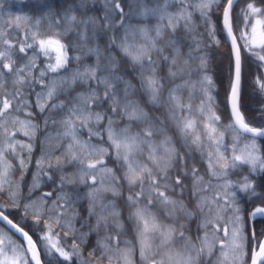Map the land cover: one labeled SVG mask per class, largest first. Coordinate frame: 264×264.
<instances>
[{
    "label": "snow or ice",
    "instance_id": "obj_1",
    "mask_svg": "<svg viewBox=\"0 0 264 264\" xmlns=\"http://www.w3.org/2000/svg\"><path fill=\"white\" fill-rule=\"evenodd\" d=\"M89 2L14 15L0 0V264H264V230L244 223L264 219V185L249 179L264 175V126L240 110L246 64L264 75V0H103L99 17L77 10ZM217 32L229 55L227 124L203 43L219 45ZM78 83L86 87L58 100ZM256 84L264 90L260 76ZM33 108L48 115L25 186L41 131ZM81 187L86 217L75 208ZM240 194L258 201L250 212ZM29 218L38 241L21 226Z\"/></svg>",
    "mask_w": 264,
    "mask_h": 264
},
{
    "label": "trees",
    "instance_id": "obj_2",
    "mask_svg": "<svg viewBox=\"0 0 264 264\" xmlns=\"http://www.w3.org/2000/svg\"><path fill=\"white\" fill-rule=\"evenodd\" d=\"M79 0H24V3H19L18 0H5L4 8L5 12L11 10V12L15 14H40L43 11H47L48 9L57 10L63 7H67L68 5L76 6L78 5ZM242 6V0H240V3L237 5V8ZM78 11H83L87 15H95V16H101L104 11V3L103 0H90V2L86 5L84 9H77ZM219 15V10H215L211 15V20L215 23L217 22V16ZM197 24L199 25L198 31L201 33H205V26L201 23L199 16L197 15L195 17ZM132 22H137L136 18H133ZM151 23H155L154 20L150 21ZM107 37L103 33H98L97 40L101 46L104 45ZM217 39L221 41L219 45H214L212 41L207 38L205 35L203 38V43L206 45L205 51L207 53L208 58V75H210L215 83V88L213 90V96L215 97V105L217 114L221 116V122L224 124H227L229 122L230 117V108L229 105L226 103V95L228 91V84H229V55H228V46L225 43L224 37L217 32ZM187 51V48L184 49ZM69 55H73V53L70 51ZM94 57H84V61L86 63H92L94 61ZM76 61H70L69 64V72L76 66ZM66 73H61V75H65ZM260 76L261 79H264V75H262V70L257 67L255 61L248 62L246 64L244 74H243V80H242V92H241V98H240V110L244 114L245 119L249 122H252L254 126H264V90H261L257 84H256V77ZM85 85L77 84L73 86V89H70L67 93H62L58 100L65 99L66 96L74 95L75 91H81L85 88ZM10 90V89H9ZM41 89L39 87H34L32 90V94L30 99L34 102L35 92H39ZM55 101V102H58ZM33 111L36 113L37 116V123H40L42 128L41 131L37 133V141L34 146V150L32 153L33 157V163L29 165V170L27 174L24 177V184L25 186L29 185L32 181V174L36 172L35 168V160L39 158L40 156V149L41 144L40 141L43 139V118L48 115L47 112L45 113H39L38 109L33 108ZM58 118V117H57ZM51 129H49L50 131ZM223 130V129H221ZM85 133L84 129L82 131ZM17 139L24 140L25 138L20 135L17 137ZM258 142L261 143L262 146V152H264V140L257 139ZM114 157V154L112 155ZM107 159H110L112 161L111 156L106 157L105 160L109 161ZM196 160H199V155H196ZM191 162V161H190ZM15 163V162H14ZM109 166L114 167V161L111 163H107ZM197 167H201L199 163L196 164ZM73 169L69 168L67 171H72ZM238 173H244L241 170H237ZM20 173L16 172L13 179H17L19 177ZM233 176L231 175L230 178L233 179ZM58 182V180H57ZM43 187L39 191H48L50 189L51 182L50 181H43ZM264 185V183L262 184ZM27 188L25 187V191ZM71 189H65V191H70ZM87 191L86 188L81 187L79 190L80 199L77 201L75 208L77 212L80 213V217H86L87 216V208H88V201L86 198H84V193ZM257 192H260V188ZM126 196L128 194V191L126 190ZM39 192H37V195ZM108 199H111V194H106ZM248 199L247 196H244L243 194H240V206L245 209L246 212H250L252 208L258 203V201H252L250 203H245V201ZM6 202L3 197H0V203ZM18 215V214H17ZM125 215V214H124ZM82 220L78 217L76 227L80 226V223ZM245 229L246 231H251L252 229H255L257 233L260 232V230H264V219L257 218L256 220H253L251 217L246 216L245 218ZM21 226L25 228L26 231L29 232L30 235H33L34 240L38 241L39 234L43 231L41 227L34 226L31 222V219L29 218L28 221H21ZM127 227V224H126ZM35 233V234H33ZM15 240L19 241L18 237L13 236ZM130 238V236L128 237ZM95 239V237H93ZM71 243V239L68 241ZM39 246V245H38ZM138 258V252L134 254L133 260H137ZM216 257L214 256V261ZM107 264V262H105Z\"/></svg>",
    "mask_w": 264,
    "mask_h": 264
},
{
    "label": "rangeland",
    "instance_id": "obj_3",
    "mask_svg": "<svg viewBox=\"0 0 264 264\" xmlns=\"http://www.w3.org/2000/svg\"><path fill=\"white\" fill-rule=\"evenodd\" d=\"M44 61V58L43 57H41V64H40V66H43V64H42V62ZM229 108H230V106H229ZM41 128H42V126H41ZM83 131V130H82ZM84 131H85V133H83V132H81V135L84 137V138H87V129H84ZM38 132H40V131H38ZM105 139H106V137H105ZM93 142L94 143H97L98 142V138H94L93 139ZM257 143H258V145H260V148H261V151H262V146H261V143L260 142H258L257 141ZM104 146H107L106 144L104 145ZM106 158V157H105ZM111 158H112V161L110 160V159H107V160H109V161H106V164L107 163H111V162H113L114 161V157L113 156H111ZM190 164H191V162H190ZM107 166L108 167H111V166H109L108 164H107ZM242 171L244 172L243 174H247V169L245 168V169H242ZM240 177H239V175L237 174V176H233V180H238ZM249 179L250 180H254V181H256L258 184H263L264 183V175H261V174H257V175H254V176H250L249 177ZM258 189L259 188H257V191H258ZM126 190H127V188L125 187V189H124V195L126 196ZM125 216L127 215V211H125ZM197 222L198 221H196V220H193V221H190L189 222V226L193 229V230H195V228H196V224H197ZM13 238V237H12ZM14 239V238H13ZM15 240V239H14ZM211 261L212 262H214V256H212L211 258ZM134 261H135V259H134Z\"/></svg>",
    "mask_w": 264,
    "mask_h": 264
},
{
    "label": "water",
    "instance_id": "obj_4",
    "mask_svg": "<svg viewBox=\"0 0 264 264\" xmlns=\"http://www.w3.org/2000/svg\"><path fill=\"white\" fill-rule=\"evenodd\" d=\"M34 240V239H33Z\"/></svg>",
    "mask_w": 264,
    "mask_h": 264
}]
</instances>
